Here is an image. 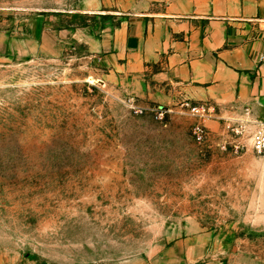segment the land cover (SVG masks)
Listing matches in <instances>:
<instances>
[{
	"label": "rangeland",
	"instance_id": "obj_1",
	"mask_svg": "<svg viewBox=\"0 0 264 264\" xmlns=\"http://www.w3.org/2000/svg\"><path fill=\"white\" fill-rule=\"evenodd\" d=\"M169 1L0 0V264H264L254 124L138 95L87 51L85 28Z\"/></svg>",
	"mask_w": 264,
	"mask_h": 264
},
{
	"label": "crops",
	"instance_id": "obj_2",
	"mask_svg": "<svg viewBox=\"0 0 264 264\" xmlns=\"http://www.w3.org/2000/svg\"><path fill=\"white\" fill-rule=\"evenodd\" d=\"M82 33L110 78L138 95L163 103L180 95L264 118V0H174Z\"/></svg>",
	"mask_w": 264,
	"mask_h": 264
},
{
	"label": "built area",
	"instance_id": "obj_3",
	"mask_svg": "<svg viewBox=\"0 0 264 264\" xmlns=\"http://www.w3.org/2000/svg\"><path fill=\"white\" fill-rule=\"evenodd\" d=\"M210 109L207 104H196L190 106V112L195 116L206 118L209 115ZM165 110H160L159 117L162 118ZM247 118L245 121H249L254 124L255 129L252 133V144L254 149L261 153L264 151V118L253 117L250 113L245 112ZM193 138L196 142L202 143L205 140L207 130L201 123H196L192 128Z\"/></svg>",
	"mask_w": 264,
	"mask_h": 264
}]
</instances>
